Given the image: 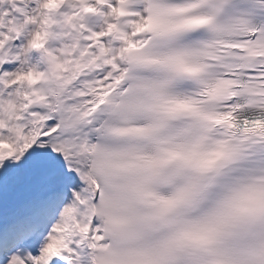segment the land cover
Instances as JSON below:
<instances>
[{"label": "snow or ice", "instance_id": "obj_1", "mask_svg": "<svg viewBox=\"0 0 264 264\" xmlns=\"http://www.w3.org/2000/svg\"><path fill=\"white\" fill-rule=\"evenodd\" d=\"M0 264H264V0H0Z\"/></svg>", "mask_w": 264, "mask_h": 264}]
</instances>
